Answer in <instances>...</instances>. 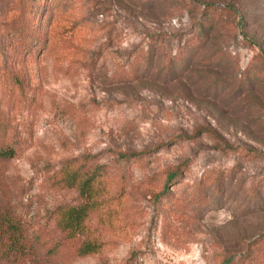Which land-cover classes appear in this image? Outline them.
I'll list each match as a JSON object with an SVG mask.
<instances>
[{
    "label": "rangeland",
    "instance_id": "obj_1",
    "mask_svg": "<svg viewBox=\"0 0 264 264\" xmlns=\"http://www.w3.org/2000/svg\"><path fill=\"white\" fill-rule=\"evenodd\" d=\"M49 8L45 45L0 51V93L8 77L20 85L0 102V124L19 140L16 157L0 162V212L48 234L55 207L82 202L57 174L90 154L119 164L126 182L115 217L100 212L86 224L108 246L69 264H264V0ZM13 9L0 1V28ZM118 153H144V162L126 168Z\"/></svg>",
    "mask_w": 264,
    "mask_h": 264
},
{
    "label": "trees",
    "instance_id": "obj_2",
    "mask_svg": "<svg viewBox=\"0 0 264 264\" xmlns=\"http://www.w3.org/2000/svg\"><path fill=\"white\" fill-rule=\"evenodd\" d=\"M52 1L55 0H13L14 9L11 15L5 16L7 25L0 28V51H3V46L13 45L21 53L31 55L35 48L45 45L41 37V21L46 14L51 15L49 2ZM2 82L4 91L0 93V102L6 103L12 96L10 94L20 88V85L17 84L19 81L16 77H8ZM206 130L213 135L210 130ZM199 131L197 129L194 135L197 136ZM18 141L1 123L0 162L16 157ZM254 154L250 152V155ZM144 155L117 154L118 162H124L126 168L132 165L141 166ZM187 168L188 161L174 167L166 174L161 190L152 195L156 199L166 198L169 194L168 186L177 184L181 173ZM57 175L56 184L78 192L82 202L78 205L55 207L48 216L52 229L46 235L44 229L36 227L34 223L24 221L11 213L0 212V264H69L74 258L100 255L103 248L108 246V241L89 238L86 224L90 217L100 212L106 211L108 218L115 217L118 212L119 186L122 188L126 182L125 173L119 175V164L110 169L106 165H99L93 156L86 154L65 161ZM115 188L116 195H113ZM103 264L107 263L103 261ZM222 264L233 262L227 258Z\"/></svg>",
    "mask_w": 264,
    "mask_h": 264
}]
</instances>
